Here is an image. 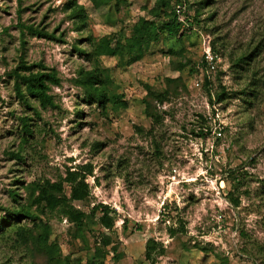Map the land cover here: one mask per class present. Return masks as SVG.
<instances>
[{
  "label": "rangeland",
  "instance_id": "1",
  "mask_svg": "<svg viewBox=\"0 0 264 264\" xmlns=\"http://www.w3.org/2000/svg\"><path fill=\"white\" fill-rule=\"evenodd\" d=\"M0 264H264V0H0Z\"/></svg>",
  "mask_w": 264,
  "mask_h": 264
},
{
  "label": "trees",
  "instance_id": "2",
  "mask_svg": "<svg viewBox=\"0 0 264 264\" xmlns=\"http://www.w3.org/2000/svg\"><path fill=\"white\" fill-rule=\"evenodd\" d=\"M108 2L114 1V0H107ZM181 27V24L178 22L177 17H174L170 22L164 25L165 30L168 33V37L170 38H176L179 34V29ZM32 33L40 35L41 32L33 29L32 27L28 28ZM111 54H114V51H110ZM27 71H31L29 67H23ZM15 79H16V90L17 94L23 98L25 95L22 90V86L25 87V93L31 96L32 98L37 99L43 106H50L53 104L52 97L48 94L49 86L48 82L53 84H58L59 81L55 74H33L30 73L29 75H21L18 72L14 73ZM91 78L90 84L93 85L94 81ZM96 99L98 100V103L104 104L106 97L103 94H99ZM222 100V99H219ZM221 102V101H218ZM25 133L27 135H32L33 131L31 128L27 125H25ZM205 134L202 133V136ZM80 179V180H79ZM85 177L81 176L80 173H70L69 175V181L72 183V199L74 201H84L89 197V186L87 185L85 181ZM44 200L47 201L48 206L51 208H55L59 201L56 198L53 197H44ZM26 216L27 218L31 217V215L26 212L22 211L21 213H18L17 217ZM104 223L107 227H111V223L107 220H104ZM145 256L147 258L151 257L149 254L148 248L145 249Z\"/></svg>",
  "mask_w": 264,
  "mask_h": 264
},
{
  "label": "built area",
  "instance_id": "3",
  "mask_svg": "<svg viewBox=\"0 0 264 264\" xmlns=\"http://www.w3.org/2000/svg\"><path fill=\"white\" fill-rule=\"evenodd\" d=\"M222 59L221 57L215 53L210 47H207V49L204 51L203 54V64L205 65V69L208 73H213L217 70L218 65L221 63ZM197 87H200L201 81L197 80L196 84ZM216 110V109H215ZM219 120V114L218 111L216 112V119L215 121ZM223 125L222 121L218 123L213 129H211V135H213L214 139H220L223 135Z\"/></svg>",
  "mask_w": 264,
  "mask_h": 264
}]
</instances>
